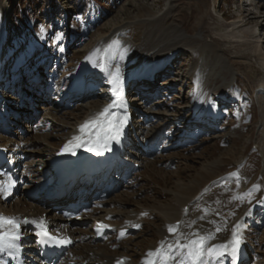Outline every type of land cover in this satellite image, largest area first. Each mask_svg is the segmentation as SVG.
I'll return each mask as SVG.
<instances>
[{
  "label": "rangeland",
  "instance_id": "1",
  "mask_svg": "<svg viewBox=\"0 0 264 264\" xmlns=\"http://www.w3.org/2000/svg\"><path fill=\"white\" fill-rule=\"evenodd\" d=\"M83 1L0 0V146H7L16 162L13 196L0 195V214L19 210L15 197L37 196L46 220L65 223L53 213L62 200L47 198L48 162L75 131L83 132L97 106L98 111L107 106L114 96L110 73L119 67L133 147L123 154L116 188L90 197L101 205L99 216L111 220L112 230L98 242L97 252L141 264L167 222L159 206L172 202L174 190L191 185L204 171L215 179L208 187L194 184L200 193L226 192L205 208L231 198L233 188L246 215L238 232L245 235L243 264H264V0H86V7ZM112 35L123 50L107 63L106 73L93 61L83 63ZM199 41L206 51L189 45ZM168 45L162 52L174 55L147 74L140 49ZM162 52L147 69L157 65ZM83 66L86 73L76 91L74 75ZM61 95L63 103L50 108ZM144 104L151 114H143ZM231 174L245 180L244 187L230 180ZM5 182L0 176V184ZM135 212L146 214L141 224L120 236L118 225ZM95 215L78 222L79 228ZM208 233L206 228L197 235ZM97 252L74 251L68 259L91 264L98 261ZM225 258L213 257L212 264H224Z\"/></svg>",
  "mask_w": 264,
  "mask_h": 264
},
{
  "label": "bare ground",
  "instance_id": "2",
  "mask_svg": "<svg viewBox=\"0 0 264 264\" xmlns=\"http://www.w3.org/2000/svg\"><path fill=\"white\" fill-rule=\"evenodd\" d=\"M186 17L191 18L189 14H187ZM187 27L188 26H184L185 29ZM126 31H127L126 29L122 30V33H125ZM121 45L122 44H120L118 39H116L115 36L112 35L108 37L102 44L98 45V47H96L93 53L89 55L87 57L88 59L83 63H91L93 61L94 67L97 70L100 69V73L102 74L106 73L107 66H108L107 63L110 61V59L112 57H116L117 53H119V55L117 56V59L120 57V52L123 50V47ZM189 45L190 46L196 45V47H198L199 49L206 51V46L205 44L202 43V41H199L197 43L193 42L191 44L189 42ZM170 46L172 45H168L164 49H161V50L158 49L156 51L154 50L155 48H149L147 46H144L142 49H140V53L143 54L142 58L146 60V65H143V67L141 68H143V70L148 74V73L154 72V70L157 67H160L161 65L165 64L167 60L171 56L174 55V53L170 51L167 53L166 52L164 53L162 51L168 50ZM160 52L164 53V55L163 56L161 55L162 56L161 58L157 57L159 59H156L154 63L157 65L152 66L151 69H147L148 64H151V60ZM153 54L154 56L152 58H149V56ZM130 64H131V60L129 64L127 65H130ZM86 68L87 66L86 67L83 66L78 69L77 74L75 75V80L77 82L82 79V76L84 77L86 73ZM121 75L124 76V74L122 73ZM77 82L73 84V89H76L78 87L76 86ZM114 89H115V85H113L112 92H114ZM113 95H114L113 97L111 98L109 97L107 106L110 103H112L113 100H115L118 104L122 105V107L120 108L114 107L113 109H110V113L107 114L105 118V117L100 116V113L103 110L98 111L99 107L97 106L95 108V113L91 115L90 117L91 120H87L88 122L93 121V123L89 124L88 127L85 128V131L83 133L75 131L74 134L71 136V138L80 137V140L84 142L79 147H71L70 145L72 154L73 152L75 153L73 154V156L77 164L86 160L92 153H95V151L90 152L86 150L87 147L90 146V144L88 143L90 140L95 141L99 137L102 141L107 143V146L116 141V140H107V135H116L115 132L107 133L108 121H112L116 123L119 120H122L124 114H127L129 110L126 104L123 102L124 98H123L121 89H119L118 93L113 94ZM61 96L54 97L55 103L61 99ZM260 97L263 99V105H264V96H260ZM14 103H15V106L19 108V110H22L23 104L20 103V101H15ZM145 107L146 108L144 110H146V112H149L151 110V107L149 106H145ZM75 128H78V126L76 125ZM123 129L125 132H128L129 134L130 132L129 125L123 126ZM71 142H72V145H75L78 143V141H75L73 139H71ZM263 148H264V145H263ZM0 169H2L0 170V173L2 174L3 172H5L6 177L10 181L11 176L13 175V172L10 170H7V168H5V165L2 166ZM115 171H116V167L114 168L113 172ZM203 172L200 174V177H198L197 179L195 178L192 181L191 185L185 186L182 189L174 190L172 202L164 206L162 205L159 206V211L162 213L164 220L167 221L163 225V227L159 229L161 236L157 242V245L155 246V247H160L161 252L155 257L157 253L156 249L154 247H151L149 251H147L146 253H143L144 257L141 261H139L141 262V264H162L163 260H167V264H175V261L176 259H178V257L176 256L177 249H174V243L176 244L177 240H179L180 243H187L189 239H196L198 236L197 234H199V231H204V229L206 228L209 229V233L206 236L205 248L210 247L212 245L227 244L233 239L232 233H233L234 228L237 232H239L241 221L244 220L245 218V211H244L245 209L242 210L240 203L238 202V200H236V194L234 193V189L233 188L231 189V192H230L231 198L226 199L223 202L221 201V203L214 204L209 209H206L205 207H208L210 202L216 201V199L222 198L226 194V192L224 191V188H219L216 191L211 192L210 194L200 193L201 190L193 186L194 184L197 185L198 183H200L203 186L205 185L208 187L214 183V179H215L214 176L210 174H206V172L205 173ZM103 179H104V176H102L101 179L98 178L96 180H93V182L90 183V185H88L87 182H84V181L78 182V183L81 184L79 185L82 187V189L85 192L86 191L88 192L93 188H98V185L103 182ZM229 179L232 180L233 182L235 181L242 182V187H244V183H246L245 180H242L241 178H239L238 175H234V174H231L229 176ZM8 193H10L9 188H8ZM4 195H1L2 198ZM27 196L22 195V196L15 197L16 203L19 205V208H18L19 210L17 212L12 213V214H22L23 215L22 219L19 221L23 225L22 230H21V235H22L21 246L23 244V246L26 248V250L23 251L24 255L20 257L18 254H16V252H14V254H11V255L8 253H4V254H0V259L6 260L7 264H17V260L19 258H22L27 264H41L40 259L38 257L37 250L35 249L36 240L33 242L32 237H31V236H36L39 230L56 233L63 238H68L71 241L70 250L62 255V257L58 261V264H72L69 261L71 258L68 259V257H71L69 255L73 254L74 251H76L77 255L78 254L81 255L80 253H82L85 250H89V252L91 251L95 253L98 251L96 248L98 245V242H97L98 239H96L95 232H94V230L97 227L95 223L102 221V225L106 226V230H110L109 224L111 223V220L109 218H105L102 216H97L98 217L97 218L96 215L92 216L94 217V220L93 221L88 220L84 222L85 223L84 228L82 226L81 228H79L80 225H77L76 223L75 225L70 227L71 233L74 234L71 238L70 232L66 233L63 231V228L69 226V223L57 222L51 225H45L43 223V225L40 226L39 222L46 221V216L42 217L44 216V213L46 211L44 209L46 208H42L44 211L40 210L41 206L37 205V202H40L38 201L39 199L37 198V196H34L32 198V201H28ZM79 197H85V195H80ZM85 198H88V197L86 196ZM205 200L208 203L203 206V204L205 203L203 201ZM97 204L99 205H93V208H92L93 211H91L92 209H89L88 212L87 211L85 212V216H83V219L86 218L87 216L92 215V213L97 214V215L101 213V210H102L100 207L101 205L100 203H97ZM185 206H187L186 212L184 209ZM205 209H206V212H204ZM239 210H241V212H238ZM191 212L193 213L192 215L189 216ZM201 212H204L203 215L201 214ZM186 214H188L189 218L185 217ZM236 214H239V215L236 218H234ZM57 217H60V216L57 215ZM144 217H145V214L141 212H135L134 214L129 215L128 218H126V220L123 223L118 225L120 236H125L126 231L129 229L137 228L136 225H140ZM24 219H27L29 223L24 224L23 223ZM183 219L185 221L184 224H183ZM174 223H178L179 225L176 228V231L174 233H170L168 229L170 226L175 227ZM231 224L232 226H234L232 231L230 229L232 228L230 226ZM217 228L220 229V232L218 233L216 232ZM26 233H27V236L29 235L28 237L25 235ZM121 233H123V235ZM193 234H196V235H193ZM209 234H211L213 238H207ZM166 237H167V240L165 241ZM169 245H172L173 247L169 249L168 247ZM220 251H223V249H221ZM70 252L72 253L70 254ZM228 252H229L228 260L230 261V263H227V264H232L234 262L232 258L234 257V259H237V253L235 255H232L231 247L228 248ZM149 253H152V255H149ZM169 254L173 257L172 259H168ZM96 255L98 256V261H95L94 263H97V264L98 263L99 264H113V261H117L118 258L122 257L119 254L110 255V254H105L103 252L102 253L97 252V254H94V258ZM205 259L206 260L210 259L207 253L205 254ZM211 259H213V257ZM91 264H93V262H91ZM124 264H135V263L132 260H130L129 257L127 258L125 257Z\"/></svg>",
  "mask_w": 264,
  "mask_h": 264
},
{
  "label": "snow or ice",
  "instance_id": "3",
  "mask_svg": "<svg viewBox=\"0 0 264 264\" xmlns=\"http://www.w3.org/2000/svg\"><path fill=\"white\" fill-rule=\"evenodd\" d=\"M57 39L60 38V35L56 37ZM110 84L115 85L114 94L118 93L120 87H122L124 83V77L121 75L119 67L116 68L115 72L110 73ZM114 107L120 108L122 105L118 104L115 100L112 101L107 107L103 109V111L100 113L101 117L107 116V114L110 113V109H113ZM127 124V119L124 118L122 120H119L118 122L114 123L112 121H108L107 126V133L115 132L116 135H107V140H116L119 142V136L123 135V126ZM88 127V124L81 126V131H84L85 128ZM73 140L78 141L77 144L72 145V142L70 141L69 144H66L63 151H71V147H79L81 146L82 142L80 140V137H73ZM90 144L89 147H87V151H95L97 154H102L100 151L108 150L107 143L102 141L99 137L95 141H89ZM71 145V147H70ZM73 154H75L73 152ZM14 186L11 184H0V195L4 194H10L8 193V188ZM146 215V214H145ZM24 224L29 223L27 219L23 220ZM35 223V222H33ZM40 226L43 225V221L39 222ZM5 226H7V231L5 230ZM105 225H99L98 230H102ZM136 227H139V225H136ZM177 226H170L168 231L170 233H174L176 231ZM21 229L22 224L19 220H17L14 217H5L3 215H0V254L8 253V254H14L15 251L19 250L21 247L20 241L22 239L21 235ZM216 232H220V229L217 228ZM45 236H48L47 232L43 233ZM123 235V233H121ZM196 235V234H193ZM233 239L227 243V244H220V245H212L210 247L205 248V242L206 237L205 236H198L196 239H189L187 243H180L179 240L176 242V256L178 259H176L175 264H212V257H215L216 260L219 258L228 255V248L231 247L232 249V255H235L238 250L241 243V236L240 234L235 230H233L232 233ZM207 238H213L211 234ZM54 241L55 247H60L65 244L71 243L70 240L67 239H60L58 237H50ZM169 249H171L173 246L169 245ZM223 249V251H220ZM156 252L159 254L161 252V249H156ZM207 253L208 257L210 259H205V254ZM149 255H152V253H149ZM173 257L169 254L168 259H172ZM0 264H7V261L4 259H0ZM117 264H123L122 261H117ZM162 264H167V260H163Z\"/></svg>",
  "mask_w": 264,
  "mask_h": 264
},
{
  "label": "trees",
  "instance_id": "4",
  "mask_svg": "<svg viewBox=\"0 0 264 264\" xmlns=\"http://www.w3.org/2000/svg\"><path fill=\"white\" fill-rule=\"evenodd\" d=\"M36 1H38V0H34V3L36 2ZM87 1L86 0H84L83 1V4H84V6L86 7L87 6ZM10 4H12V2H10ZM50 5H53V6H55L56 4L55 3H53L52 1L50 2ZM56 7V6H55ZM85 16V14H83V16H80V18H83Z\"/></svg>",
  "mask_w": 264,
  "mask_h": 264
}]
</instances>
